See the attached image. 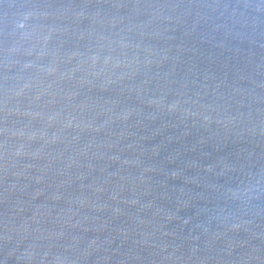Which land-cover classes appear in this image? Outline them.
<instances>
[{"label":"water","instance_id":"1","mask_svg":"<svg viewBox=\"0 0 264 264\" xmlns=\"http://www.w3.org/2000/svg\"><path fill=\"white\" fill-rule=\"evenodd\" d=\"M0 264H264V0H0Z\"/></svg>","mask_w":264,"mask_h":264}]
</instances>
